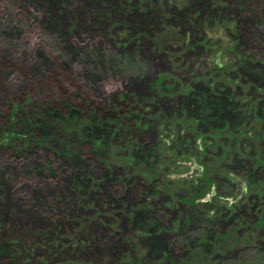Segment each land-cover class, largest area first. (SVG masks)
Listing matches in <instances>:
<instances>
[{"label": "rangeland", "instance_id": "obj_1", "mask_svg": "<svg viewBox=\"0 0 264 264\" xmlns=\"http://www.w3.org/2000/svg\"><path fill=\"white\" fill-rule=\"evenodd\" d=\"M58 1L61 5H56L57 8H53L54 0H17L15 5L0 1V25L17 22L20 32L12 49L15 54L23 56L25 52L30 54V50L37 51L48 62L44 72L55 70L65 78L68 71L60 64V57H66L61 43H70L80 31L85 34L90 29L81 30L79 15H72L66 22L70 38L57 39L58 43L53 45L47 42L43 25L48 14H64L66 5L77 11L83 7L87 15L81 13L82 21L91 20V31L77 40L80 48L79 44L82 40L86 44L88 36L92 41L104 43L107 52L117 50V54L133 48L143 51L140 41H146L148 53L159 65L154 75L145 71L148 84L142 99L129 97L125 103L123 108L136 109L129 117L122 116L124 121L119 128L122 133H117L108 147L100 145L103 156L95 159L93 167L92 161L88 162L90 168L97 170L96 175L87 172L79 183L62 181L61 174L68 164L60 158H65L63 153L68 156L78 152L67 132L60 129L62 143L47 141L46 150L36 149V140L14 118L16 112L30 117L31 107L37 106L43 95H57L54 85L39 88L33 96L30 91H7L11 96L8 105L0 102V209L5 200L12 202V194L16 196L12 205L16 204L19 212L24 213L19 214L20 218H25L30 210L48 212L49 216L56 210V224L60 228L57 231L50 228L55 238L49 244L52 247H46L47 243L44 246L38 238L41 233L33 230L40 226L26 228L22 226L24 220L9 224L6 228L9 240L16 238L17 244L15 261L113 264L116 258L112 254L97 260L87 257L86 251L96 243L111 246L119 242L135 247L119 264H264V83L255 82L244 67L240 68L242 59H248L250 64L257 59L262 65L263 57L240 44L238 26L230 13L214 17L213 12L228 9L231 0ZM84 1L90 8L82 6ZM145 14L149 16L147 28L131 30L133 16ZM8 46L6 38L3 41L1 37L2 55L8 54L5 51ZM80 62L70 68H80ZM110 75L104 76L107 81L99 93L110 100L117 96V102L123 103L121 92L126 90L123 76ZM204 86L214 97H227L232 110L225 123L201 120L191 106L185 108L183 99ZM135 91L130 86L129 96ZM8 117L9 127L4 130ZM8 129L13 131L7 132ZM138 136L153 147L152 157L145 162L131 158ZM41 161H51L48 180L39 179L27 169L29 164ZM249 164L254 170L253 178L245 175ZM7 179L11 187L5 184ZM56 180L59 190L47 192V200L27 202L34 185ZM142 184L153 185L155 194L140 195ZM127 191L129 197L125 202ZM61 207L64 211H60ZM138 212L156 213L163 222L152 226L155 234L164 232L171 242L180 244L181 250L171 251L169 258L168 252L163 251L151 257L148 248L153 233L135 226L134 216Z\"/></svg>", "mask_w": 264, "mask_h": 264}, {"label": "trees", "instance_id": "obj_2", "mask_svg": "<svg viewBox=\"0 0 264 264\" xmlns=\"http://www.w3.org/2000/svg\"><path fill=\"white\" fill-rule=\"evenodd\" d=\"M0 1L2 4L6 5L8 3L15 5V3H17V0H14L15 3L10 0ZM86 2L87 1H84L82 3V6L86 5L84 6L85 8L90 6L87 5L88 3ZM53 4V8H57L56 5H58V7L61 5L58 0H54V2H52V5ZM230 4L228 7L229 10L227 8L222 10L217 9L213 12V15L214 17H218L224 12H228V14L230 13V16H232L231 20L236 22V26H238L240 44L249 47L254 55L263 57L262 65L257 59L253 64H250L251 61L248 59H242L240 65V68L244 67L247 75L253 78L252 80L262 84L264 83V0H231ZM65 7L64 14L59 15L56 13H49L45 20L46 22H44V39H46L51 45L57 44V39H62L64 37L70 38V36H68V24L66 22L68 21V17H71L72 15H76V17L79 15V27L81 30H86V27H90L89 31H91V26H89L91 20L82 21L81 18V13L87 15L83 7L78 11L69 9L66 5ZM4 10L5 9L2 8V11ZM51 12H54V10H51ZM150 21H153V19L150 18ZM148 23L149 16H147V14L139 17L138 15H134L130 27L131 30L136 32L139 31V29L147 28L149 25ZM16 25L17 22H14L13 25L10 26L5 24V22L3 26L0 25V38L2 37L3 41L4 38H6V41L9 44V46L5 48V51L7 50L8 54L6 53V55H2V52L0 51V90L3 91V96L1 95L0 97L1 104L3 106L8 105L11 97L7 93L8 90H14V92L30 91L32 93L30 95L33 96V92H37L39 88L52 87L54 85L52 88L57 91V95H43L39 104L36 103L37 106L31 107L33 109L31 110L30 117L19 116L16 112L14 113V118H16L19 123H22L27 129L26 132L31 134L34 140H36V149L46 150V145L44 144L47 141L59 140L62 143L63 138L59 137L60 132H63L61 130H64V132L66 131L67 135L72 139V144L78 146L77 153L72 155L68 154L69 157L66 153H63L64 155H62L65 156V158H60L69 165L66 166L68 169L63 170L61 174L63 182H65L66 179H70L72 182L79 183L86 178L85 176L87 172L95 176L97 170L95 171L94 168H90L88 162L92 161L91 166L94 165L93 162H95V159H99L103 156L100 145L106 148L108 143L117 136V133H122L119 131L120 123H123L124 121L122 116L125 117V115H127V117H129V114H131L133 109H136L133 106L123 108L125 103L128 101L129 97H131V99L133 97H137L139 100L142 99L145 87H147L148 84V76L145 71L153 73L154 75L155 70L159 65V61L155 60L152 54L148 53V45L146 41H140V47L144 49L143 51L133 48L124 50L120 54L118 51L117 54L115 53L117 50H114V52H107L104 43L95 42L96 40L92 41V38L87 35L89 39L87 38L86 44L82 40V43L79 44L82 45V48H80L77 45V40L89 31L84 34L79 30V34L71 38L70 43L64 44L60 42L61 46L65 47L64 50L66 55V57H63L64 55L60 57V64L66 66L68 71L64 78L63 73L61 74L55 70L44 72V69L48 68V62H45L44 57L43 60L41 53L30 50L29 54L26 53L24 49L23 51L26 56L23 53V56L14 53L13 46L16 44L15 42L18 33H20L17 31L18 28L16 27L18 26ZM8 26L9 28H7ZM76 31L77 30H75V32ZM116 59L120 61V65H118ZM78 62L82 65L80 68H70ZM246 63H248L247 66H245ZM25 67L26 69L24 70L23 68ZM127 68H131L132 70L129 71ZM28 70H35V72L29 73ZM14 73L20 77L15 78ZM108 73H112L110 76L113 78H122L123 76L122 80H124L126 84V90L121 92L124 100L123 103L117 102V96L111 97L112 99L110 100L104 98L102 93H99L100 87L107 81V79H104V76ZM38 74L42 77L37 78ZM1 76H3V79ZM72 77L76 80L71 79ZM41 83L44 85H41ZM130 86L134 88V90L136 89L135 96H129ZM68 88H71L70 92L68 91ZM183 100L186 102L185 108L190 109L191 106L193 108L192 111L197 113L201 120H210L213 124L220 125L225 123V119L231 116L230 112L232 106L229 104L227 97H214V95L210 94L207 86L198 89L197 92L190 93ZM262 109L264 113V106ZM7 120L8 125L3 128L4 130L9 127V117ZM12 131L13 130L8 129L7 132ZM53 143L56 147H59L56 142ZM135 147L136 148L131 156L134 161L140 160L145 162L147 158L152 157L151 150H153V147L148 143L147 139L139 137L138 145ZM63 148L66 149L65 146H63ZM56 159L57 157H55L54 161H56ZM41 162L43 163L33 166H31L32 164H29V168L27 169L30 173L36 174V177L39 179L42 178L48 180L51 173L48 170H52L51 161ZM245 169H247V172L245 173V175H247L246 177L253 178L252 174H254V170L251 164ZM144 181L147 183L146 179H144ZM8 183L7 179L5 184H7L8 187H11V184L9 186ZM105 185L106 183H103V186ZM152 186L153 185L148 186L147 184H142V189L141 192L139 190V194L141 195L142 193V195H145L143 197L154 195L156 190H153ZM33 187L32 193L28 197L29 199L27 202L33 201L35 203L36 200L41 201L42 198L43 200H47V195L45 194L47 192L49 193L51 190L56 193V191L59 190L58 187H60V185L59 181L56 180L55 182H44L42 185L37 183V185H34ZM105 189L106 188H104V190ZM128 191L124 196L125 202H128ZM106 194V196H110L109 193ZM11 198L12 202L13 200H16V196H12V194ZM110 198L112 197L110 196ZM5 199H7V197H5ZM5 201L1 204L2 207L0 209V262L3 264H23L22 262H16L13 257L16 252L14 246H17L15 242L16 238H13V241L9 240L10 237L6 232V228L10 227L11 224L16 221L22 222V220H24L25 222L22 226H25L26 228L29 227V225H31V227L40 226L33 230H35L37 234L41 233V237L38 236V238L39 240H43L41 242L47 243L46 247H52L49 246V244L53 242L55 235L50 228L53 227L52 229H55L56 231L60 229L58 224H56L58 219L55 218L56 215H58L56 210H54L50 216L48 212H34L33 210H30L29 213H25V218H20L19 214L24 213L19 212V207L16 208V204L12 205L13 203L9 202L10 200L7 202ZM33 205L30 204L31 207ZM60 211H64L62 207ZM156 215L157 214L154 212H138L134 216V224L138 228H148L151 233H153V236H151L153 242L148 248V254L156 256L160 255L163 251L166 253L168 252L166 255L169 258L171 251L172 253L179 252L181 246L176 242L175 245L173 241L171 242L170 238H166L164 232H160L157 235L155 234L156 229L152 226L163 222V220H159ZM15 227L16 226L14 225V228ZM115 244L116 243L111 244L110 246L109 244L96 243L87 249V257H93L94 259L99 260L105 258L107 255L111 256L112 254L113 258H116L113 264H119L121 259L126 255L132 254L135 248L134 246H122L119 242L117 245ZM117 255H119V257H117Z\"/></svg>", "mask_w": 264, "mask_h": 264}]
</instances>
